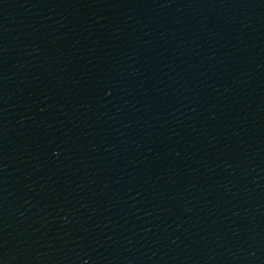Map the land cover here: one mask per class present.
<instances>
[{
    "label": "water",
    "instance_id": "water-1",
    "mask_svg": "<svg viewBox=\"0 0 264 264\" xmlns=\"http://www.w3.org/2000/svg\"><path fill=\"white\" fill-rule=\"evenodd\" d=\"M0 264H264V0H0Z\"/></svg>",
    "mask_w": 264,
    "mask_h": 264
}]
</instances>
